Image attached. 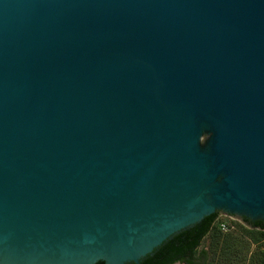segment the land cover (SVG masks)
<instances>
[{"label": "water", "instance_id": "95a60500", "mask_svg": "<svg viewBox=\"0 0 264 264\" xmlns=\"http://www.w3.org/2000/svg\"><path fill=\"white\" fill-rule=\"evenodd\" d=\"M214 213L264 222V0H0V264H140Z\"/></svg>", "mask_w": 264, "mask_h": 264}, {"label": "rangeland", "instance_id": "374dc122", "mask_svg": "<svg viewBox=\"0 0 264 264\" xmlns=\"http://www.w3.org/2000/svg\"><path fill=\"white\" fill-rule=\"evenodd\" d=\"M245 222L219 215L214 228L202 242L200 249L208 250L205 264H258L264 255V239L256 240V234Z\"/></svg>", "mask_w": 264, "mask_h": 264}, {"label": "trees", "instance_id": "16d2710c", "mask_svg": "<svg viewBox=\"0 0 264 264\" xmlns=\"http://www.w3.org/2000/svg\"><path fill=\"white\" fill-rule=\"evenodd\" d=\"M218 213L205 217L202 221L173 235L152 254L143 258L140 264H205L208 250L200 249L203 240L210 235ZM251 228L250 235L256 234V240L264 239V222L244 219ZM95 264H104L99 261ZM258 264H264V255Z\"/></svg>", "mask_w": 264, "mask_h": 264}]
</instances>
